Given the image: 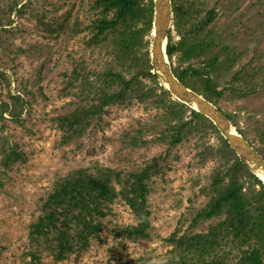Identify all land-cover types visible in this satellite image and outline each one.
<instances>
[{
	"label": "rangeland",
	"instance_id": "1",
	"mask_svg": "<svg viewBox=\"0 0 264 264\" xmlns=\"http://www.w3.org/2000/svg\"><path fill=\"white\" fill-rule=\"evenodd\" d=\"M95 2L31 0V7L22 8V16L13 13L11 27L0 29V41L8 49L0 51V72L11 82L9 89H0V106L9 102L5 97L9 91L29 102L17 110L22 111L19 122L8 115L0 117V264H170L185 255L186 249L178 245L181 238L207 234L225 218L199 215L211 201L212 185L223 162L222 134L191 120V111L177 105L174 96L159 103L161 90L150 95L154 81L134 79L128 101L106 107L103 119L95 115L83 119L76 132L64 123L98 102L100 96L95 94L115 65L108 43L97 48L88 44L92 38L88 28L95 16L87 9ZM188 3L195 4L202 17L215 12L206 31L211 33L208 41L213 43V53L186 62L177 57L172 69L201 68L229 44L223 60L228 58L230 63L220 73L221 86L228 91L216 106L226 116H234L244 137L263 148L264 0ZM7 6L6 0H0V16ZM173 36L175 41L181 39L175 30ZM259 70L262 74L257 78L249 76ZM133 76L136 71L128 80ZM85 81L98 84L92 96L82 93ZM190 82L201 87L197 79ZM174 104L177 107L172 108ZM161 120L165 121L162 126ZM139 129H143L141 135L128 134ZM178 137L180 143L175 145ZM5 150L7 155L17 150L11 158L16 163L9 167ZM152 165L156 168L151 171L144 207L149 215L142 220L127 195L133 175ZM97 167L114 172L111 187L116 199L101 202L98 208L105 216L96 218L98 230L84 243L75 219L82 205L75 198L53 204V194L63 180ZM243 185L246 194L261 190L250 179L243 180ZM136 226L141 228L139 235L131 232ZM64 243H70V248Z\"/></svg>",
	"mask_w": 264,
	"mask_h": 264
},
{
	"label": "trees",
	"instance_id": "2",
	"mask_svg": "<svg viewBox=\"0 0 264 264\" xmlns=\"http://www.w3.org/2000/svg\"><path fill=\"white\" fill-rule=\"evenodd\" d=\"M26 1L27 3H24ZM172 1L174 29L169 33L166 48L171 65L174 66L177 57H179L180 62H186L193 58L200 59L211 56L213 43L208 41L211 36L210 31H206L215 20V12L212 10L205 17H202L195 4L188 3L189 0ZM6 2L7 8L1 10L0 29L11 27L14 12H18L22 16V8L32 6L31 0H6ZM87 12H92L95 16L94 22L88 28L92 33V38L88 43L89 47L97 48L108 43L115 65L109 74V80H105L95 94V96H100L98 102L89 103L87 110L73 118H65L67 121H64V123L68 122L69 126L74 128L76 132L78 126L82 124L81 121L91 115L103 119L106 107L115 105L118 102L128 101L129 98L127 96L132 91L134 79L139 77L154 81L156 87L150 92V95H158L156 94L157 91L161 90V96H158L157 101L159 103L168 102L172 95L160 87L157 76L152 72L151 38L154 29L155 1L96 0L95 4L89 6ZM70 15L71 10L67 12V18L64 23ZM62 28L64 29V26ZM78 29H75V31H78ZM174 30L178 34L180 33L181 39L179 41L174 39ZM4 44L6 43L0 41L1 52L2 49L4 51L8 50L7 47L4 48ZM223 49L208 58L206 64L201 68L173 69L179 80L215 105L221 101L225 96V92L228 91L227 88H222L221 86L220 73L230 63L228 58L223 60L228 54L229 44ZM19 52L25 53L27 51L20 49ZM133 71H136V76L128 80L127 77ZM254 73L249 76L257 78V76L262 74V70ZM193 78L201 81V87H194L190 82V79ZM86 84H90L88 88ZM10 86V80L5 74L0 72V89H9ZM95 87H98L97 83L85 81L83 84V95L92 96ZM27 91V88H25L24 92L28 94ZM240 91H244V89ZM98 93L101 94L98 95ZM5 97L9 102L2 103L0 106V117L8 115L15 122H19L22 111L17 112V110H20V107L24 108L29 102L20 95H12L11 91ZM27 97L33 100L37 99V96ZM143 97L145 96H136L135 99ZM93 101L96 100L93 98ZM177 103V105L191 111V120L198 121L213 133H220L210 119L180 101ZM177 105L174 104L171 107H177ZM227 116L235 126L238 125L234 116ZM164 124V120L159 123L161 126ZM182 128L184 126H181ZM237 129L243 136L246 135L240 127L237 126ZM78 131L82 132L80 128ZM142 132L143 129H139L136 134L133 132L128 134L141 135ZM138 137L136 136V140L133 143L135 147L137 146ZM179 137L175 140V145L180 143ZM262 137L264 139V131ZM222 140L223 143L219 153L223 162L212 185L214 193L210 203L201 210L199 215L205 219L220 215L225 218L216 226H212L207 234L198 235L193 239L181 238L178 241V245L182 249H186L185 255L181 260H173L170 264H231L229 263L231 259L234 261L233 264H264V184L240 160L228 141L223 137ZM249 141L264 156V146L260 148L254 144L253 140ZM124 143H127V141H124ZM16 151L13 150L7 155L5 150L7 161L10 162V164H6V167L16 163L11 160ZM155 168L156 166L152 165L144 172L141 171L134 174L131 192L127 195L128 203L141 219H146L149 215L145 212L144 207L150 192L148 181L152 176L151 171ZM114 176V172L109 169L100 167L95 170L83 169L77 173V177L63 180L61 186L53 194V204H58L59 201L65 203L75 198L82 205L83 211L75 219L79 222V232L84 238V243H87V240L98 230V225L94 223L96 218L105 216V212L99 211L98 208L102 205L101 202H113L116 199L115 191L111 187ZM248 179L252 180L256 186H260L261 190L259 193L246 194L244 192L243 180ZM42 227L40 226L37 229L40 233ZM131 232L139 235L141 228L139 229V226L133 227ZM64 245L70 248V243H64ZM60 246H62V240ZM236 250L237 253L234 254Z\"/></svg>",
	"mask_w": 264,
	"mask_h": 264
},
{
	"label": "water",
	"instance_id": "3",
	"mask_svg": "<svg viewBox=\"0 0 264 264\" xmlns=\"http://www.w3.org/2000/svg\"><path fill=\"white\" fill-rule=\"evenodd\" d=\"M154 1L155 17L151 38V64L153 67L152 72L157 76L160 86L172 96H177L193 103L197 112L210 119L237 153L240 160L264 184V156L247 138L238 133L220 108L197 91L185 85L175 75L172 67L167 68L163 63V53H166L169 33L174 23L173 1Z\"/></svg>",
	"mask_w": 264,
	"mask_h": 264
},
{
	"label": "bare ground",
	"instance_id": "4",
	"mask_svg": "<svg viewBox=\"0 0 264 264\" xmlns=\"http://www.w3.org/2000/svg\"><path fill=\"white\" fill-rule=\"evenodd\" d=\"M162 60H163V63L165 64V66L168 68V67H172V65H171V62H170V60H169V57H168V55H166V53H163V58H162ZM176 99H178V101H180V102H182L183 104H186V105H188L190 108H192V109H194V110H196V106L193 104V103H191V102H189V101H187V100H185V99H183V98H179V97H175Z\"/></svg>",
	"mask_w": 264,
	"mask_h": 264
}]
</instances>
